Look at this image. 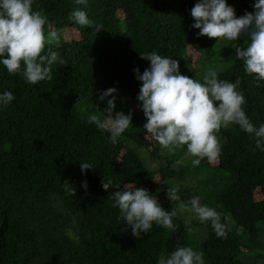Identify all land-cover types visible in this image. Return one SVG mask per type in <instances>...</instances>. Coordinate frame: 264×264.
<instances>
[{"label":"trees","instance_id":"trees-1","mask_svg":"<svg viewBox=\"0 0 264 264\" xmlns=\"http://www.w3.org/2000/svg\"><path fill=\"white\" fill-rule=\"evenodd\" d=\"M198 2L87 0L85 6L34 0L33 10L60 33L59 47H51L64 64L52 66L51 81L30 84L0 63V94L14 95L7 107L0 105V264H158L161 253L170 256L181 246L202 251L205 264H264V151L255 134L234 123L221 128L217 164L205 158L194 166L186 145L169 152L143 127L142 81L135 70L142 74L150 67L141 53L152 51L176 59L182 75L201 82L210 69L221 80L239 78L247 117L257 129L264 125V80L246 74L234 47L245 48L249 37L217 41L198 35L191 15ZM255 3L227 0L237 17L254 12ZM77 8L93 27L70 19ZM110 88L117 90L113 118L116 112L133 118L116 143L110 131L88 121L92 114L107 119L101 111L112 97L100 96ZM84 162L93 165L86 172ZM106 179L114 184L107 190ZM127 186L147 189L167 211L200 196L221 213L226 237H218L210 222L178 210L174 230L154 223L137 238L110 199ZM173 186L180 188V201L167 195Z\"/></svg>","mask_w":264,"mask_h":264},{"label":"clouds","instance_id":"clouds-1","mask_svg":"<svg viewBox=\"0 0 264 264\" xmlns=\"http://www.w3.org/2000/svg\"><path fill=\"white\" fill-rule=\"evenodd\" d=\"M77 5H87V0H75ZM34 0H0V63L9 74H20L28 83L53 79L52 66L64 61L53 45L59 47L60 33L53 28L48 17L41 11L33 10ZM254 12H247L237 17L235 9L227 0H199L192 8L191 15L200 29V36L209 38L238 40L241 36L249 37L245 48L235 47L236 57L243 61L246 74L254 75L257 81L264 80V0H256ZM70 19L81 26L93 27L87 12L79 8L72 11ZM47 28V32H46ZM103 26H95L99 32ZM47 47V53L45 49ZM141 58L151 62L142 74L136 69L137 79L142 81L138 100L147 118L143 126L147 134L154 138L162 149L173 152L187 146L186 155L195 157L194 166L200 165L207 158L211 163L220 156L222 147L217 133L230 124H238L249 134H255L256 146L264 151V125L257 129L247 117L243 105L246 99L239 90L241 81L221 80L216 70H208L203 82L180 73L179 61L170 56L157 54L156 51L141 53ZM23 65V67H22ZM115 88L104 91L100 100L107 97L108 107L101 111L107 114L101 120L100 114L89 116V123H95L99 129L111 132V142L116 143L132 124L131 114L116 112ZM14 100L11 91L0 94V105L7 107ZM216 102H219L217 106ZM88 161V160H84ZM92 163L81 164L82 171L92 167ZM65 189L75 196V188L64 181ZM104 189L114 184L111 179L102 181ZM85 189L87 182H84ZM115 187L120 188L119 185ZM179 186L168 188L171 201H180ZM115 207L120 210V219L131 226L132 234L137 238L148 233L155 223L166 229H173V218L178 210L194 214L201 223L210 222L218 237H226L227 225L221 221V213L201 203L200 196H193L186 202H180L172 211L165 210L155 195L136 186L125 187L111 197ZM187 231L191 232L189 227ZM158 264H205L204 253L191 246H181L170 256L161 253Z\"/></svg>","mask_w":264,"mask_h":264},{"label":"rangeland","instance_id":"rangeland-1","mask_svg":"<svg viewBox=\"0 0 264 264\" xmlns=\"http://www.w3.org/2000/svg\"><path fill=\"white\" fill-rule=\"evenodd\" d=\"M185 158H188V157H185ZM217 161H218V159H217L216 161H214V162H211V165L215 166V165L217 164ZM152 165H154V164H152ZM157 178H158V177H157ZM127 187H128V186H127ZM262 198H263V196H262V192H261V191H257L256 194H255V199H256L257 201H260Z\"/></svg>","mask_w":264,"mask_h":264}]
</instances>
